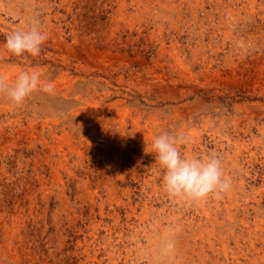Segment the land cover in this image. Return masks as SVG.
Segmentation results:
<instances>
[{
    "label": "rangeland",
    "instance_id": "374dc122",
    "mask_svg": "<svg viewBox=\"0 0 264 264\" xmlns=\"http://www.w3.org/2000/svg\"><path fill=\"white\" fill-rule=\"evenodd\" d=\"M0 16V79L55 86L0 95V264H264V0H0ZM33 23L41 54H11ZM163 132L218 156L231 188L170 196Z\"/></svg>",
    "mask_w": 264,
    "mask_h": 264
},
{
    "label": "clouds",
    "instance_id": "9594fccd",
    "mask_svg": "<svg viewBox=\"0 0 264 264\" xmlns=\"http://www.w3.org/2000/svg\"><path fill=\"white\" fill-rule=\"evenodd\" d=\"M48 33L38 23L27 29L10 32L4 47L17 57H38L42 46L48 40ZM43 90L54 93L53 83H41L39 71L21 72L12 85L0 79V95H5L12 103L22 105L34 92ZM185 138L181 134L163 132L153 143L156 160L165 170L163 186L166 192L176 198L205 201L210 197L219 198L231 188V178L223 169L222 160L216 155L205 158L181 155V145Z\"/></svg>",
    "mask_w": 264,
    "mask_h": 264
},
{
    "label": "bare ground",
    "instance_id": "6f19581e",
    "mask_svg": "<svg viewBox=\"0 0 264 264\" xmlns=\"http://www.w3.org/2000/svg\"><path fill=\"white\" fill-rule=\"evenodd\" d=\"M15 1V0H14ZM17 1V0H16ZM33 1V0H32ZM141 1V0H140ZM147 1V0H146ZM182 1V0H181ZM184 1V0H183ZM247 1V0H246ZM250 1V0H249ZM137 2V1H136ZM198 2V1H197ZM196 2V3H197ZM221 2V1H220ZM245 2V1H244ZM11 3V2H10ZM18 3V2H17ZM151 3V2H150ZM186 3V2H185ZM190 3V2H189ZM203 3V2H202ZM205 3V2H204ZM5 4H7V3H5ZM213 4V3H212ZM244 4H246V3H244ZM255 4V3H254ZM17 5V4H16ZM143 5H144V3H143ZM154 5V4H153ZM171 5V4H170ZM223 5V4H222ZM7 6V5H6ZM12 6V5H11ZM146 6V5H145ZM161 6V5H160ZM197 6V5H196ZM4 7V6H3ZM156 7V6H155ZM167 7V6H166ZM186 7V6H185ZM206 7V6H205ZM204 7V8H205ZM210 7H211V5H210ZM227 7V6H226ZM9 8V7H8ZM12 8V7H11ZM165 8V7H164ZM207 8V7H206ZM240 8V7H239ZM257 7H255L254 9H256ZM170 9V8H169ZM191 9V8H190ZM203 9V8H202ZM218 9V8H217ZM262 9V8H261ZM16 10V9H15ZM197 10V9H196ZM206 10V9H205ZM210 10H212V9H210ZM237 10V9H236ZM243 10V9H242ZM251 10V9H250ZM20 11V10H19ZM26 11V10H25ZM29 11V10H28ZM186 11V10H185ZM212 11H214V10H212ZM230 11H231V9H230ZM258 11V10H257ZM5 12V11H4ZM12 12V11H11ZM21 12V11H20ZM187 12V11H186ZM216 12V11H215ZM223 12V11H222ZM232 12V11H231ZM246 12V11H245ZM198 13V12H197ZM233 13V12H232ZM231 14V13H230ZM235 14V13H234ZM249 14V13H248ZM253 14V13H252ZM202 15V14H201ZM27 16V15H26ZM194 16H195V14H194ZM1 17V16H0ZM25 18V17H24ZM28 18V17H27ZM217 18V17H216ZM242 18V17H241ZM264 18V17H263ZM262 18V19H263ZM2 19V18H1ZM176 19V18H175ZM179 19V18H178ZM214 19V18H213ZM233 19V18H232ZM249 19V18H248ZM183 20V19H182ZM204 20V19H203ZM240 20V19H239ZM251 20V19H250ZM191 22V21H190ZM200 22V21H199ZM215 22V21H214ZM236 22V21H235ZM3 23V22H2ZM205 24V23H204ZM222 24V23H221ZM203 25V24H202ZM230 25H231V23H230ZM253 25V24H252ZM179 26V25H178ZM260 26V25H259ZM173 27V26H172ZM197 27V26H196ZM198 27H200V26H198ZM212 27V26H211ZM232 27V26H231ZM241 27V26H240ZM257 27V26H256ZM215 28V27H214ZM220 29V28H219ZM248 29V28H247ZM253 29V28H252ZM214 30V29H213ZM256 30H258V28L256 29ZM222 31V30H221ZM215 32V31H214ZM228 32V31H227ZM226 32V33H227ZM244 32H246V31H244ZM250 32V31H249ZM178 33V32H177ZM229 33V32H228ZM239 33V32H238ZM259 33V32H258ZM213 34V33H212ZM219 34V33H218ZM250 34V33H249ZM260 34V33H259ZM196 35V34H195ZM214 35V34H213ZM212 35V36H213ZM227 35V34H226ZM225 35V36H226ZM203 36V35H202ZM248 36V35H247ZM229 37V36H228ZM233 37V36H232ZM245 38V37H244ZM202 39V38H201ZM242 39V38H241ZM227 41V40H226ZM245 42V41H244ZM161 48V47H160ZM218 51V50H217ZM3 57H4V54H3ZM7 58H8V56H7ZM177 58V57H176ZM181 65V64H180ZM8 70V69H7ZM5 71V70H4ZM14 71V70H13ZM16 71V70H15ZM206 71V70H205ZM2 74H4V73H6V72H1ZM9 73V72H8ZM8 75V74H7ZM192 75V74H191ZM157 121V120H156ZM158 123H160V122H158ZM157 124V123H156ZM222 125V124H221ZM186 126V125H185ZM223 126V125H222ZM224 127V126H223ZM207 128V127H206ZM191 129V128H190ZM186 131V130H185ZM191 132V131H190ZM250 132V131H249ZM182 133V132H181ZM238 133V132H237ZM187 134V133H186ZM253 134V133H252ZM226 135V134H225ZM232 135V134H231ZM186 136V135H185ZM187 136H188V134H187ZM228 136H229V134H228ZM227 136V137H228ZM237 136V135H236ZM66 137V136H65ZM194 137V136H193ZM221 137V136H220ZM64 138V137H63ZM198 138V137H197ZM231 138V137H230ZM236 138V137H235ZM240 139V138H239ZM191 141V140H190ZM193 141V140H192ZM235 141H236V139H235ZM234 141V142H235ZM240 141V140H239ZM202 142V141H201ZM69 143V142H68ZM203 143V142H202ZM237 143V142H236ZM240 143V142H239ZM189 144V143H188ZM194 144V143H193ZM241 144V143H240ZM249 144V143H248ZM199 145V144H198ZM218 145V144H217ZM243 145V144H242ZM70 146V145H69ZM195 146V145H194ZM240 146V145H239ZM192 147H193V145H192ZM68 148V147H67ZM152 148V147H151ZM240 148V147H239ZM202 149V148H201ZM231 149V148H230ZM250 149V148H249ZM69 150V149H68ZM151 150V149H150ZM189 150H190V148H189ZM198 150V149H197ZM77 151V150H76ZM192 151V150H191ZM206 151V150H205ZM226 151V150H225ZM246 151V150H245ZM71 152V151H70ZM240 153V152H239ZM155 154V153H154ZM193 154V153H192ZM206 154V153H205ZM251 154V153H250ZM208 155V154H207ZM239 155V154H238ZM253 155V154H252ZM198 156V155H197ZM251 156V155H250ZM255 157V156H254ZM231 158V157H230ZM248 158V157H247ZM153 159V158H152ZM228 159V158H227ZM233 159V158H232ZM239 159V158H238ZM253 159H251V161H252ZM239 162V161H238ZM228 163V162H227ZM233 164V163H232ZM244 164H245V162H244ZM249 165V164H248ZM239 167V166H238ZM243 167H244V165H243ZM157 168V167H156ZM246 169V168H245ZM157 172H159V171H157ZM235 172V171H234ZM240 172H241V170H240ZM164 173V172H163ZM229 173V172H228ZM160 176V175H159ZM231 176V175H230ZM243 176V175H242ZM242 176H240V177H242ZM233 177V176H232ZM235 180V179H234ZM245 181V180H244ZM242 183V182H241ZM236 184V183H235ZM244 184V183H243ZM155 185V184H154ZM241 187V186H240ZM156 188V187H155ZM157 190V189H156ZM234 190V189H233ZM232 192V191H231ZM235 193V192H234ZM242 193V192H241ZM227 195V194H226ZM222 196V195H221ZM166 198V197H165ZM237 198V197H236ZM233 199V198H232ZM229 200V199H228ZM240 200V199H239ZM178 201V200H177ZM207 201V200H206ZM217 201V200H216ZM226 201V200H225ZM162 202V201H161ZM237 202V201H236ZM230 203V202H229ZM201 204V203H200ZM217 204V203H216ZM231 204V203H230ZM235 204V203H234ZM223 205V204H222ZM187 206H188V204H187ZM200 206V205H199ZM177 207V206H176ZM202 207V206H201ZM205 207V206H204ZM219 207V206H218ZM221 207V206H220ZM227 207V206H226ZM189 208V207H188ZM232 208V207H231ZM233 208H234V206H233ZM163 209V208H162ZM177 209V208H176ZM190 209V208H189ZM221 209V208H220ZM134 210V209H133ZM137 210V209H136ZM145 210H147L146 208H145ZM170 210H172V209H170ZM177 210H179V209H177ZM206 210V209H205ZM217 210V209H216ZM233 210V209H232ZM158 211V210H157ZM193 211V210H192ZM199 211V210H198ZM153 212V211H152ZM190 212V211H189ZM228 212V211H227ZM226 212V213H227ZM149 213V212H148ZM173 213V212H172ZM182 213V212H181ZM229 213V212H228ZM160 215V214H159ZM173 215V214H172ZM197 215V214H196ZM211 215V214H210ZM139 216V215H138ZM168 216V215H167ZM182 217V216H181ZM186 217V216H185ZM184 217V218H185ZM189 217V216H188ZM224 217V216H223ZM225 218V217H224ZM147 219V218H146ZM162 219H164V218H162ZM197 219V218H196ZM209 219V218H208ZM187 220V219H186ZM142 221V220H141ZM165 221H167V220H165ZM209 221V220H208ZM246 221V220H245ZM179 222V221H178ZM161 223V222H160ZM167 223V222H166ZM188 223H189V221H188ZM191 223V222H190ZM189 223V224H190ZM205 223H206V221H205ZM204 223V224H205ZM223 223V222H222ZM191 224H193V223H191ZM212 224V223H211ZM157 225V224H156ZM171 225V224H170ZM186 226V225H185ZM199 226V225H198ZM197 226V227H198ZM246 226V225H245ZM183 227V226H182ZM203 227V226H202ZM229 227V226H228ZM136 228V227H135ZM151 228H152V226H151ZM172 228V227H171ZM201 228V227H200ZM182 229V228H181ZM202 229H204V227L202 228ZM208 229V228H207ZM221 229V228H220ZM224 229V228H223ZM250 229V228H249ZM198 230V229H197ZM214 230V229H213ZM225 230V229H224ZM207 231V230H206ZM221 231V230H220ZM234 231V230H233ZM110 233V232H109ZM164 233V232H163ZM167 233H168V231H167ZM216 233V232H215ZM221 233V232H220ZM172 234V233H171ZM232 234H233V232H232ZM157 236V235H156ZM195 236V235H194ZM240 236V235H239ZM150 237V236H149ZM226 237V236H225ZM224 237V238H225ZM233 237V236H232ZM182 238V237H181ZM192 238V237H191ZM212 238V237H211ZM222 238V237H221ZM160 239V238H159ZM184 239V238H183ZM186 239V238H185ZM133 240V239H132ZM224 240V239H223ZM151 241V240H150ZM156 241V240H155ZM240 241V240H239ZM238 241V242H239ZM134 242V241H133ZM185 243V242H184ZM216 243V242H215ZM224 243V242H223ZM138 244V243H137ZM180 244V243H179ZM181 244H182V241H181ZM186 244H187V242H186ZM210 244V243H209ZM140 245V244H139ZM192 245V244H191ZM197 245V244H196ZM212 245V244H211ZM211 245H209V246H211ZM109 246H111V245H109ZM142 246V245H141ZM184 246V245H183ZM214 246V245H213ZM223 246V245H222ZM116 247V246H115ZM192 247V246H191ZM224 247V246H223ZM6 248V247H5ZM4 248V249H5ZM135 248V247H134ZM180 248V247H179ZM188 248V247H187ZM190 248V247H189ZM193 248V247H192ZM197 248V247H196ZM203 248H204V246H203ZM227 248V247H226ZM10 249V248H9ZM194 250H195V248H193ZM255 249V248H254ZM16 250V249H15ZM187 250V249H186ZM189 251V250H188ZM130 252H131V250H130ZM194 252V251H193ZM141 253V252H140ZM174 253V252H173ZM198 253V252H197ZM89 255V254H88ZM114 255V254H113ZM198 255V254H197ZM141 256H143V255H141ZM175 256V255H174ZM205 256V255H204ZM91 257V256H90ZM200 257V256H199ZM202 258H203V256H202ZM211 258V257H210ZM89 259H91V258H89ZM182 259V258H181ZM185 259V258H184ZM186 260V259H185ZM193 260V259H192ZM206 260V259H205ZM263 261V260H262ZM181 262H183V261H181ZM186 262V261H185ZM217 262V261H216ZM199 263V262H198ZM212 264V263H211Z\"/></svg>",
    "mask_w": 264,
    "mask_h": 264
}]
</instances>
